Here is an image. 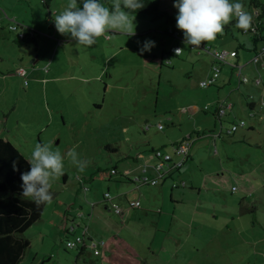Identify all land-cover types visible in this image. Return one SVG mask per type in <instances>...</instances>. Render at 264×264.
<instances>
[{
  "label": "rangeland",
  "instance_id": "374dc122",
  "mask_svg": "<svg viewBox=\"0 0 264 264\" xmlns=\"http://www.w3.org/2000/svg\"><path fill=\"white\" fill-rule=\"evenodd\" d=\"M68 2L50 0L48 9L42 0H0L1 15L7 13L19 28L26 26V40L33 39L31 30L35 34V41L19 45V31L9 28L5 15L0 18V136L27 158L37 143L49 144L64 163L63 174L50 180L52 201L41 220L25 231L31 245L22 264H155L158 256L160 264H264V86L253 79H264V53L255 60L250 35L235 27L203 42L204 50H191L177 21H152L146 15H135L134 36L109 31L91 47L77 45L57 31L52 16ZM239 2L253 14L249 0ZM161 3L175 9L165 0ZM78 4L82 7L80 0ZM169 29L176 38L167 34ZM147 40L155 41V47L141 53ZM177 43L181 53L168 54ZM207 46L226 50L228 59L220 61L217 83L205 88L201 77L215 61ZM228 63L245 65L242 76L249 81L240 83L238 67L232 73ZM18 68L26 71L25 77ZM220 99L235 103L221 124L213 115ZM248 100L254 102L255 117L249 115ZM191 103L206 111L191 115L186 109ZM235 117L246 125L214 145L212 134L221 125L226 133ZM251 124L254 130L247 132ZM192 131L195 140L180 167L186 186L171 191L172 197L166 187L164 195L158 193L160 184L141 187L146 191L140 208L130 214L109 213L126 225L115 245L110 241L100 255L92 251L77 257L78 249H69L66 242L82 234L84 226L100 237L102 222L90 221L87 214L95 204L101 210L96 202L104 193L113 198L119 185L132 186L129 196L138 197L139 189L134 191L127 178L149 173L144 157H153L155 149L176 157L174 144ZM72 148L87 161L83 171L67 156ZM113 167L116 174L99 177V171ZM196 186L199 197L190 192ZM182 192L183 197L178 195ZM178 197L183 202L176 205L172 200ZM71 223L82 228L68 233Z\"/></svg>",
  "mask_w": 264,
  "mask_h": 264
},
{
  "label": "clouds",
  "instance_id": "9594fccd",
  "mask_svg": "<svg viewBox=\"0 0 264 264\" xmlns=\"http://www.w3.org/2000/svg\"><path fill=\"white\" fill-rule=\"evenodd\" d=\"M69 0L62 12L52 11L55 27L61 35H70L77 45L91 47L98 37L109 31L135 35L136 10L142 9L144 0ZM178 9L177 28L183 32L184 43L199 47L203 42L213 41L224 31L226 25L235 19L234 27L245 32L252 25V16L244 5L236 0H174ZM127 11H126V10ZM139 43V42H138ZM155 47V41L147 40L140 47L141 53ZM181 50H177L179 52ZM71 162L83 171L87 161L80 160L75 148L67 152ZM30 171L21 174L22 197L37 207L50 203L53 194L50 180L63 174L64 163L59 152H53L49 144L37 143L31 158H26ZM16 169L15 163L13 164Z\"/></svg>",
  "mask_w": 264,
  "mask_h": 264
},
{
  "label": "trees",
  "instance_id": "16d2710c",
  "mask_svg": "<svg viewBox=\"0 0 264 264\" xmlns=\"http://www.w3.org/2000/svg\"><path fill=\"white\" fill-rule=\"evenodd\" d=\"M42 1L45 7L48 8L50 0ZM103 1L107 7H110L107 0ZM162 1L163 0H144L145 6L142 9L136 10L134 15H146L152 21L162 18L166 21H176L178 9L175 8L173 11H170L167 7L165 8V6H162ZM165 1L169 6L174 5V0ZM249 5L252 8L253 13L251 15L252 25L246 32L238 28L237 30L250 35L253 42V51L255 56H257L260 52L264 51V0H249ZM49 15L51 16L50 11ZM234 24L235 19H233V21L224 29L229 31L234 27ZM50 25L52 26L53 23H50ZM167 34H170V32L168 31ZM20 39L22 42H18L19 45H22L24 42H29L30 40L35 41V39L26 40V37ZM260 43H262V46H260ZM239 47L241 48L242 45ZM213 115L219 122L221 121L216 110L213 112ZM235 119L238 120L236 117ZM234 122L235 120L230 122L229 125ZM245 125L239 128H242ZM238 129L232 133L222 132L219 137L223 135L232 136L238 131ZM253 130V127H249L247 132H252ZM177 144L179 143H175V145ZM26 158L27 157L14 143L8 138L0 136V264H22L24 254L27 248L31 245V241L29 237L26 236L25 231L41 218L46 205L42 204L37 207L35 203L24 199L21 195V184L23 183L21 180V174L30 171V164ZM14 163L17 170H14L13 168ZM113 169L116 170L114 167ZM111 171L112 169L109 171V174L112 173ZM109 174L103 171L98 175L102 178L103 176H109ZM50 191L54 195L52 189H50ZM103 198L106 199L105 196H103ZM78 252L77 257H80L91 253L92 251L82 245Z\"/></svg>",
  "mask_w": 264,
  "mask_h": 264
},
{
  "label": "crops",
  "instance_id": "0c3cea01",
  "mask_svg": "<svg viewBox=\"0 0 264 264\" xmlns=\"http://www.w3.org/2000/svg\"><path fill=\"white\" fill-rule=\"evenodd\" d=\"M58 12V11H57ZM3 15H5V19L8 21V22H11V23H9V26L10 25H12V24H14V23H17V22H15V20H13V19H10L8 16V14L7 13H4V14H2L1 15V13H0V18H3ZM5 19H3V20H5ZM19 24V23H18ZM23 28H22V30H24V32H26V30H25V28H26V26H24V25H22V24H20ZM50 27H51V25H50ZM169 32H170V34L171 35H173L174 37L176 36V34H174V33H176L175 31H173V30H168ZM171 31H173V32H171ZM32 32V33H31ZM30 33H31V37L33 38V39H35V34H34V30H31L30 31ZM26 35H28V33L26 32ZM19 37V36H18ZM26 37V36H25ZM20 38V37H19ZM176 38V37H175ZM183 41V40H182ZM201 46H205V44L204 43H202V45ZM171 47H179L180 49H181V47L179 46V44L177 43V44H174V45H171ZM171 47H170V49H169V52H168V54H172V55H179V54H176V53H174L173 51H171ZM208 47V46H207ZM210 47V46H209ZM201 48V47H200ZM182 50V49H181ZM202 50H204V49H202ZM181 53V52H180ZM264 53V51H262V52H260V54H263ZM225 58H227L228 59V56L226 55V57ZM215 60V59H214ZM35 63L37 62V60L36 61H34ZM215 63V61H213V63H212V66H211V69L209 70V71H207L206 73H204L203 75H202V77H201V80L200 81H202L203 79H205L207 76H209L211 73H212V67H213V64ZM151 64H156V63H151ZM222 63H219V67H220V65H221ZM229 64V66H231V72L232 73H234L233 72V69L235 68V67H238V70L237 71H241V75H242V71H243V68H244V66L245 65H243V66H238V64L237 63H228ZM18 69H23V68H18ZM105 69H107V67H105V68H103L102 69V73L104 72V70ZM221 72H222V69H221V67H220V75H219V77L217 78V79H219L220 77H221ZM26 71H25V74L23 75L24 77L26 76ZM251 74L253 75V71L251 72ZM103 75V74H102ZM101 75V76H102ZM93 77H94V79H99V75L97 76V74L96 75H93ZM256 78V76H254V78L253 79H255ZM44 79H46V78H41V80L43 81ZM263 79V78H262ZM222 81H224V77H223V80ZM230 82H231V80H229ZM263 81H264V79H263ZM226 81H224L223 82V84L225 83ZM239 82L241 83V81H240V79H239ZM217 83V80L215 81V83L213 84V85H215ZM255 84V83H254ZM210 86H212V85H210ZM209 87V86H208ZM206 88V87H205ZM264 88V87H263ZM253 90H256L255 89V87H253ZM221 100V99H220ZM220 100L218 101V102H216V107H217V105H218V103L220 102ZM233 103V106H234V102H232ZM247 103V105L249 106V111H250V113H249V115L250 116H256V112H255V110H254V102H252V101H247L246 102ZM238 104V103H237ZM200 104L199 103H191V104H188V108H186V109H188V112H190V114L191 115H193V116H195L198 112H200V111H206L205 110V108L203 109V107L204 106H199ZM240 105V104H239ZM232 106V107H233ZM202 107V108H201ZM232 107L230 108V109H227L226 110V115H228V113L229 112H231L232 111ZM216 109V108H215ZM222 120V119H221ZM220 124H221V121H220ZM250 127H253L254 128V126H253V124H251L250 125ZM222 130V126H220V130L219 131H221ZM217 133H219V132H216V133H214V135L213 136H211V138H212V141H213V143H214V145H215V143H216V140H218L219 138H223V136H216L215 134H217ZM193 134H194V131H192V132H190L188 135H186L183 139H182V141L180 140V141H177L176 143H182V142H184V141H191V146H190V149L192 148V146H193V142H194V138H193ZM205 134V133H204ZM197 137H199V135H197ZM175 145V144H174ZM190 149H189V151H190ZM188 154H189V152H188ZM143 155V154H142ZM176 155V157L178 156V159H179V155H177V154H175ZM138 156H140V154H138ZM176 157H174V158H176ZM173 157H172V159H174ZM188 158V157H187ZM187 158H186V160H187ZM177 159V160H178ZM177 160H172V162H166V163H164V167H163V169H162V173H163V177H162V182L161 183H163V184H161L160 182H159V180H158V184L156 183L155 185H153V186H155V187H157L159 184H160V186H158L159 187V189H158V193H160V195H164V192H165V190H166V188H167V191H168V195L170 196V197H172V194H171V191H173L175 188L176 189H178V188H180V185L181 186H183V187H185L186 186V182H185V180H184V178L183 179H181L180 178V174H181V172H182V169L181 168H179V169H176V168H174L173 167V164H174V162L175 161H177ZM143 161L145 162V164L147 165V168H148V170H149V173L148 174H144V176H146V177H148V178H155V177H157V173H155V170H154V166H155V164H156V161H157V159H155V158H153L152 157V154H148L147 156H145L144 157V159H143ZM115 169H116V167H114ZM112 170H114L113 168H112ZM100 172H103L102 170L101 171H99V173ZM118 171H117V169L115 170V172L113 173V174H116ZM107 174H109V172H106ZM175 173L177 174L176 176H175ZM112 173H110L109 174V176L111 175ZM138 177H141V176H138ZM161 179V178H160ZM127 180H128V182L129 183H133L134 185H135V187H134V191H136L137 189H139V191H138V197H134V196H129V189H131L132 188V186H130L129 188H124V187H121V185H119L118 187H116V192H115V194H114V196H113V198L111 199V201H113L112 203H115V204H117L120 208H121V212L120 213H117L116 211H115V209L112 207V205H111V201H109V203H107V201L104 199V198H102V200L101 201H99V202H96V203H98L99 205H102V208H101V210H98V208H97V210L96 209H94V207L96 206V204L94 205V207L92 208V211L91 212H89L88 214H87V217L88 218H90V221L92 220V218L94 219V218H99L100 219V221L102 222V224H103V226H97L98 228H99V234L98 235H100V237H97V238H95L96 236H95V234H96V232H98L97 230H91L90 229V227L89 226H84L83 227V234H84V236H85V240H86V238H91V239H104L105 240V244H104V246L101 248L102 250L106 247V245L108 244V242H112L111 244L112 245H115V240H116V237H119L120 238V234L122 233V231L126 228V225L124 224V223H121V221H114L112 218H111V216L109 215V213H110V211L111 212H114V214H116V215H123V213L124 212H127L128 214H130V211L131 210H133V209H135V208H140L141 206H142V203H143V199H141L140 197H141V195H142V193H144L146 190H143L144 192H142L141 191V187H152V185L151 184H149V183H139L136 179L135 180H131V179H129V178H127ZM193 186V184H191V187ZM166 187V188H165ZM197 188H190V192H193L194 193V195H195V197H199L200 196V194H201V188L199 187L198 188V186H196ZM128 190V191H127ZM111 194V193H110ZM178 195H180V196H182L183 197V195H185L184 194V192H182L181 194H178ZM121 198H123V200H120ZM154 198H157V196L156 195H154ZM134 200H139L140 201V205H139V207H131L130 206V204H129V202L130 201H134ZM172 200V199H171ZM150 201H152V198H150V199H148V202L150 203ZM172 202H176V205H179V204H181L182 202H183V200H180V198L178 197V198H175L174 200H172ZM152 204V203H151ZM161 209H163V207L161 208ZM41 220V219H40ZM80 225H77V224H75V223H71V227L70 226H67L66 227V232H73V231H75V229L77 228V227H79ZM128 226V225H127ZM79 228H82V227H79ZM96 231V232H95ZM41 233V232H40ZM75 233V232H74ZM42 234V233H41ZM106 237V238H105ZM107 252H108V249H107ZM79 253V252H78ZM78 253H77V255H78ZM92 254V253H91ZM101 254V253H100ZM99 254V255H100ZM95 255V254H94ZM156 259V261H155V264H160L161 263V261H162V259H161V257H157V258H155Z\"/></svg>",
  "mask_w": 264,
  "mask_h": 264
},
{
  "label": "built area",
  "instance_id": "2783aa9c",
  "mask_svg": "<svg viewBox=\"0 0 264 264\" xmlns=\"http://www.w3.org/2000/svg\"><path fill=\"white\" fill-rule=\"evenodd\" d=\"M9 28L11 30H18L19 31L18 32V36L20 38H24L26 36V33L24 32V30H22L23 27L20 26V28H19V24L18 23L17 24L14 23V24L10 25ZM171 32H173V31H171ZM174 34H176V33H174ZM189 47H190L191 50H195V49L198 48V47L194 48L193 46H189ZM199 47L204 49V46H199ZM178 49L181 50L179 47H171V51H173L176 54H180L181 51L177 52ZM206 50L208 52H211V54L214 56L215 63L213 64V67H212V73L209 76H207L205 79L200 81V86L201 87H208V86L213 85L215 83V81L217 80V78L220 75L219 63H220V61H224L225 60V57H226V54H227L226 50L211 49V47H209V46L206 47ZM258 58H259L258 56H255V60H257ZM18 73L21 74V75H24L25 74V70L24 69H19ZM238 75H239L240 81H243V82H248L249 81L248 77L241 75V71L240 70L238 71ZM254 82H255L256 85L262 84L264 86V81H263V79L260 76L256 77L254 79ZM263 105H264V102H263ZM232 106H233L232 102H227L225 100H221L218 103L217 107H216L217 115L220 118H222L223 116L226 115V110L230 109ZM221 123H222V120H221ZM243 125H245V120L238 119L234 123H231V125L228 126V129L225 132L232 133L233 131L237 130L239 127H241ZM158 128L162 129L163 125L160 124L158 126ZM222 132H223V126H222V130L219 131V133H217L215 135L219 136ZM212 135H214V134H212ZM190 146H191V141H184V142L179 143V144L174 146V149H175L174 153L179 155V159L177 161H175L174 164H173L174 168L179 169L182 166L183 162L187 158ZM153 157L155 159H157V162L155 164V168L159 172V175H157V177L151 178V179L146 177V176L138 177V178H136V180L139 183H143V184L144 183H149V184L155 185L158 182V180L163 177V173L161 171H162V169L164 167V163H166V162L169 163V162H172V160H173L172 159L173 156H172L171 153L163 152L160 149H155L153 151ZM111 172L114 173L115 170H112ZM104 196H105V198H108V199L111 198L112 199V196H111V194L109 192H106ZM129 204H130L131 207H139L140 201L139 200L130 201ZM111 205H112V207L115 209V211L117 213L121 212V208L117 204L112 203ZM104 244H105V240L104 239H91V238H88L87 240H85V236H84L83 233L82 234H77L74 239L68 240L66 242V246L69 249H75L76 248V249H78V251H80L82 245H84L89 250L93 251V253L95 255H99L100 254L101 248L104 246Z\"/></svg>",
  "mask_w": 264,
  "mask_h": 264
},
{
  "label": "water",
  "instance_id": "95a60500",
  "mask_svg": "<svg viewBox=\"0 0 264 264\" xmlns=\"http://www.w3.org/2000/svg\"><path fill=\"white\" fill-rule=\"evenodd\" d=\"M93 208V207H92Z\"/></svg>",
  "mask_w": 264,
  "mask_h": 264
}]
</instances>
